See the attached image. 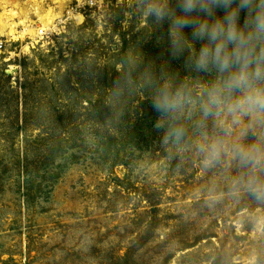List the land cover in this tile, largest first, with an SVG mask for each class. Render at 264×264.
<instances>
[{"label": "rangeland", "instance_id": "rangeland-1", "mask_svg": "<svg viewBox=\"0 0 264 264\" xmlns=\"http://www.w3.org/2000/svg\"><path fill=\"white\" fill-rule=\"evenodd\" d=\"M65 2L0 0V264H264V204L228 193L231 164L162 145L147 92L113 96L131 61L188 75L167 23L99 0L36 38Z\"/></svg>", "mask_w": 264, "mask_h": 264}, {"label": "clouds", "instance_id": "clouds-1", "mask_svg": "<svg viewBox=\"0 0 264 264\" xmlns=\"http://www.w3.org/2000/svg\"><path fill=\"white\" fill-rule=\"evenodd\" d=\"M138 5L146 20L159 27L167 23L169 55L183 57L188 75L166 67L158 74L137 72L131 61L113 96L147 92L162 145L194 151L208 170L229 162L234 174L228 193L264 204V0H138ZM185 29H191L190 38Z\"/></svg>", "mask_w": 264, "mask_h": 264}, {"label": "built area", "instance_id": "built-area-1", "mask_svg": "<svg viewBox=\"0 0 264 264\" xmlns=\"http://www.w3.org/2000/svg\"><path fill=\"white\" fill-rule=\"evenodd\" d=\"M98 2L99 0H69L68 2H65V4H67L62 11V16L58 14L55 17L53 24L48 27H42V25L35 27L36 30L34 29V34L36 38H43L44 36H47L59 29V27L67 21H72L79 18V16H84L86 9L91 6L98 5ZM27 28H29V26ZM2 46L3 42L0 41V48H2Z\"/></svg>", "mask_w": 264, "mask_h": 264}, {"label": "bare ground", "instance_id": "bare-ground-1", "mask_svg": "<svg viewBox=\"0 0 264 264\" xmlns=\"http://www.w3.org/2000/svg\"><path fill=\"white\" fill-rule=\"evenodd\" d=\"M57 2H60V3H64L66 0H56ZM17 2V1H16ZM22 2V1H21ZM22 3H24V4H27V2L26 1H24V2H22ZM17 4V3H16ZM18 4H21L20 2L18 3ZM5 6V5H4ZM21 6V5H20ZM20 9V8H19ZM24 12V11H23ZM14 13H16V12H14ZM17 14H19V13H17ZM51 14V15H50ZM55 16L54 15H52V12L49 10L48 11V14H46V15H44V17H41L40 18V20L43 22V25H42V27H48V26H50L51 24H53V18H54ZM79 18H80V16H79ZM34 29H35V27H33ZM33 29V30H34ZM38 29V28H37ZM36 30V29H35ZM15 31V30H14ZM32 33V32H31Z\"/></svg>", "mask_w": 264, "mask_h": 264}]
</instances>
